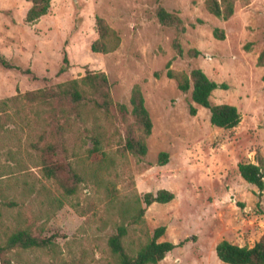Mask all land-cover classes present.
Returning <instances> with one entry per match:
<instances>
[{
	"label": "rangeland",
	"instance_id": "374dc122",
	"mask_svg": "<svg viewBox=\"0 0 264 264\" xmlns=\"http://www.w3.org/2000/svg\"><path fill=\"white\" fill-rule=\"evenodd\" d=\"M204 1L51 0L46 16L27 22L31 0H0V55L12 65L0 63V99L103 71L114 103L109 112L96 110L85 121L56 99L20 97L0 112V236L29 226L54 243L7 251L10 264H112L107 239L121 223L127 226L124 245L132 252L160 225L165 232L158 241H184L157 264H229L217 257L218 242L252 246L259 239L264 190L259 196L238 164L256 162L264 148V65L257 63L264 50V0H234L228 19L208 12ZM159 7L181 23L161 24ZM96 17L118 36L115 50H91L98 38ZM215 28L223 30V39ZM115 41L110 36L107 44ZM64 57L67 69L59 73ZM197 67L226 84L210 100L238 108L236 127L211 124L209 110L192 101L191 88L181 91L167 75ZM136 84L152 121L142 157L122 152L128 129H136L133 118L116 107L124 103L130 109ZM47 143L55 146L52 159L70 165L78 177L64 174L76 187L70 195L42 175ZM161 151L168 153L163 165ZM161 188L174 198L152 203L141 223H131L138 205L145 206L143 194Z\"/></svg>",
	"mask_w": 264,
	"mask_h": 264
},
{
	"label": "trees",
	"instance_id": "16d2710c",
	"mask_svg": "<svg viewBox=\"0 0 264 264\" xmlns=\"http://www.w3.org/2000/svg\"><path fill=\"white\" fill-rule=\"evenodd\" d=\"M51 0H31V6L28 8L25 20L34 22L40 17L46 15L49 11ZM205 7L216 17L228 19L234 11V0H205ZM157 16L161 24L174 25L180 24L181 19L178 15L166 11L163 7L157 9ZM96 31L98 38L91 43V50L94 52L107 53L113 51L118 46V36L111 29L102 17H96ZM214 35L218 39L224 38L222 29L215 28ZM110 36H115L116 41L112 45H108L107 41ZM197 53V51H195ZM0 63L11 68L12 65L0 55ZM258 65H264V50L259 54L257 59ZM67 58L64 57V64L59 68L58 72H64L67 69ZM29 72V71H27ZM170 78H174L178 88L187 92L191 88V99L194 103L205 107L210 112V123L221 128L231 129L236 127L241 121V113L238 108L229 103H212L210 96L217 88H227L225 83H217L210 79L201 68H193L189 73L167 71ZM264 80V75H263ZM20 97L28 101L41 100L50 102V99H56L67 103L70 110L76 113L77 117L87 120L94 112H109L114 105L108 78L103 71L92 72L87 71L85 75L60 82L56 88L50 89H34L26 91L22 94H16L6 99H0V112L5 111L9 101L18 100ZM91 102V108L82 109L87 103ZM130 109L124 103H117V109L123 114H129L133 118L136 131L131 127L128 129L121 150L123 153L129 152L135 156L142 157L147 152L146 138L151 134L152 121L147 110L144 97L139 85H134L131 89L129 98ZM190 112L195 114L196 108L190 107ZM137 132V133H136ZM94 148L98 149L99 139H94ZM53 143H47L42 147L41 170L42 175L46 179L53 180L63 195H70L75 192V185H70L64 174H71L78 178L76 173L71 171L70 165H65L52 159L49 155L54 150ZM47 155V156H44ZM168 153L161 151L158 155V163L163 165L167 162ZM256 162H240L238 171L241 177L248 183L256 186L259 190L258 195L261 196L264 190V148L262 152H257ZM174 198V193L168 189L161 188L155 193L148 191L143 194L145 206L138 205L137 211L132 215L131 223H141L146 207L152 203H167ZM58 207L63 204V199H58ZM8 206L16 205L14 201L4 203ZM2 215L0 211V216ZM165 232V226L160 225L153 230L151 237L146 238L135 252L130 251L124 245V237L127 235V226L118 224L116 232L111 234L107 239V245L114 257L112 264H157L164 259L176 247L183 245L184 241L174 243L171 241H158ZM51 237H40L34 235L29 226H15L13 229L5 233L4 238L0 236V261L1 264H10L11 259L5 256L7 251L13 249H44L53 246ZM217 257L223 262L229 264H264V232L252 246L237 245L228 240H221L215 246Z\"/></svg>",
	"mask_w": 264,
	"mask_h": 264
},
{
	"label": "crops",
	"instance_id": "0c3cea01",
	"mask_svg": "<svg viewBox=\"0 0 264 264\" xmlns=\"http://www.w3.org/2000/svg\"><path fill=\"white\" fill-rule=\"evenodd\" d=\"M47 15V14H46ZM46 15H44V16H46ZM44 16H42V17H44Z\"/></svg>",
	"mask_w": 264,
	"mask_h": 264
}]
</instances>
